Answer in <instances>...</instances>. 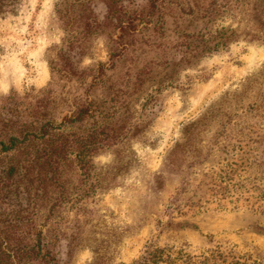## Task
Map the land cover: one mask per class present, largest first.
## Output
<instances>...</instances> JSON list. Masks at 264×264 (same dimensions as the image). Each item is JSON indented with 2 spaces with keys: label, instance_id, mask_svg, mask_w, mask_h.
<instances>
[{
  "label": "rangeland",
  "instance_id": "obj_1",
  "mask_svg": "<svg viewBox=\"0 0 264 264\" xmlns=\"http://www.w3.org/2000/svg\"><path fill=\"white\" fill-rule=\"evenodd\" d=\"M12 136L0 264H264V0H0Z\"/></svg>",
  "mask_w": 264,
  "mask_h": 264
},
{
  "label": "trees",
  "instance_id": "obj_2",
  "mask_svg": "<svg viewBox=\"0 0 264 264\" xmlns=\"http://www.w3.org/2000/svg\"><path fill=\"white\" fill-rule=\"evenodd\" d=\"M81 118L82 117L79 116L76 117L75 120H79ZM24 138H27V136ZM117 138L118 136L113 134V132H103L94 129L93 131L74 136L72 140H74L76 144L75 149H71L69 152L75 153V157L80 168L86 171L85 169L88 166L90 156L102 149L104 146L116 141ZM27 146V141L13 136L10 137L7 141H0V151L5 153L10 151H18L20 153L29 154V147ZM68 146L69 145L67 144V142H64V156L66 155V153H68ZM49 262L50 263L48 264H56L55 257L51 256Z\"/></svg>",
  "mask_w": 264,
  "mask_h": 264
}]
</instances>
